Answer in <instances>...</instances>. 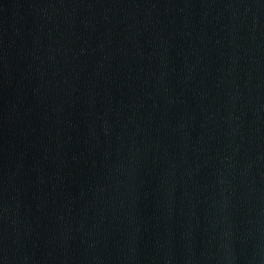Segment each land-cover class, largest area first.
<instances>
[{
    "label": "water",
    "instance_id": "obj_1",
    "mask_svg": "<svg viewBox=\"0 0 264 264\" xmlns=\"http://www.w3.org/2000/svg\"><path fill=\"white\" fill-rule=\"evenodd\" d=\"M0 264H264V0H0Z\"/></svg>",
    "mask_w": 264,
    "mask_h": 264
}]
</instances>
